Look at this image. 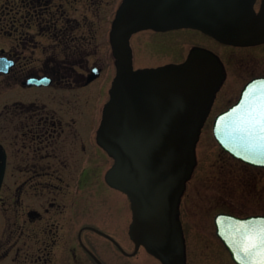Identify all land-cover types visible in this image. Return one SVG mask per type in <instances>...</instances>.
<instances>
[{
  "label": "flooded vegetation",
  "instance_id": "af4514ba",
  "mask_svg": "<svg viewBox=\"0 0 264 264\" xmlns=\"http://www.w3.org/2000/svg\"><path fill=\"white\" fill-rule=\"evenodd\" d=\"M99 1L85 0L91 8L86 16L114 18L124 0H107L101 5ZM260 3L258 0L257 8ZM73 4L71 0H19L17 8L7 4L0 9V22L8 16L17 18L13 23H20L15 48L0 52L13 61L8 72H0L6 78L0 109V264H162L143 246L137 248L129 234L130 222L127 233L121 228V222L126 220H109L111 234L102 230L107 224L102 220L105 212H101V207L107 204L106 193L110 200L114 196L113 191H106V186L112 188L107 184L106 173L114 160L99 144L98 130L111 86L107 89L105 67L100 65L103 56L85 50V44L97 48L93 45L97 41L75 40L72 34L81 28L80 20L69 10ZM104 6L107 9L102 12ZM6 26L0 30H8ZM189 30L199 32L212 45L218 43L225 55L203 45L219 54L226 71L204 126L211 129L216 115L238 100L246 83L264 76V43L229 45L199 30ZM44 34L55 40H33ZM255 48L263 49L257 62L251 56ZM133 50L136 60L134 45ZM245 51L246 56L240 57L239 52ZM41 53L44 56H37ZM112 56L115 64L113 52ZM237 60L248 69L244 80L236 76L241 67ZM96 67L101 72L91 79ZM32 78H45L46 83L31 85L28 82ZM224 153L238 164L260 169L252 191L264 198V185L257 188L259 179L264 180V168ZM219 175L223 174L218 169L208 177L214 182L215 194L220 193L218 197L228 200L225 203L231 206L232 201L224 198L221 189L228 187L229 177H224L226 182ZM222 211L240 216L264 215L262 211Z\"/></svg>",
  "mask_w": 264,
  "mask_h": 264
},
{
  "label": "water",
  "instance_id": "95a60500",
  "mask_svg": "<svg viewBox=\"0 0 264 264\" xmlns=\"http://www.w3.org/2000/svg\"><path fill=\"white\" fill-rule=\"evenodd\" d=\"M124 0L112 23L116 75L98 142L114 159L106 181L130 199L129 233L163 264H188L181 200L197 165V144L226 78L220 57L194 46L180 63L135 68L131 38L153 29L193 28L236 46L264 43V0ZM13 61L0 57V72ZM101 72L95 68L92 78ZM29 84L42 85L45 78ZM264 77L252 79L239 100L217 115L214 136L222 148L248 164L264 167V139L253 123ZM247 94V95H246ZM217 235L238 264H253L260 251L242 248L264 229V215L215 216Z\"/></svg>",
  "mask_w": 264,
  "mask_h": 264
},
{
  "label": "rangeland",
  "instance_id": "374dc122",
  "mask_svg": "<svg viewBox=\"0 0 264 264\" xmlns=\"http://www.w3.org/2000/svg\"><path fill=\"white\" fill-rule=\"evenodd\" d=\"M71 1L74 4L69 10L75 18L80 20L78 23L81 24L80 30L72 34L77 38L75 40L83 42H90V40L97 41V43L93 42V45L98 46L97 48L94 46L92 47L90 44H85V47H87L85 50L96 51L97 55L95 56H103L100 65L105 67L104 76L108 89L116 74V66L114 64L109 40V31L113 17L109 18L108 16H99L97 14H89L86 16L85 14H88L91 8L85 4V0H80L78 3L76 0ZM99 2L101 5L102 2L106 3L107 0H101ZM18 3L19 0H0V9L7 4L14 5L17 8ZM94 6H97V4L92 6V10ZM101 9L102 12H104L107 6L101 7ZM53 17L57 18L58 16ZM14 19L16 20L17 18L5 16L0 22V27H3L5 24L8 25L5 28L8 30H0V52L2 49L13 50L17 45L20 37V31H18L17 28L20 23H13ZM58 24L62 26L63 22H58ZM103 25V30L97 31L99 29L98 27ZM31 33L34 34L33 32ZM78 38H82L83 40ZM33 40L42 43L44 41L53 42L55 39L51 38L48 34H44L35 37ZM209 41H207L204 36L202 37L199 32L189 29L174 30L164 33L153 31L142 32L133 39V45L136 50L135 66H156L166 62H180L187 56L190 47L194 44L201 46L209 45L212 49L224 55L218 43L215 42L217 45H212L211 43L213 42L210 43ZM246 53V51L239 52V56L245 57ZM262 53V48H255L251 52V56L255 59L254 61H260L259 57L262 56ZM37 56H44V54L41 53ZM262 61L264 63V58H262ZM236 62L237 65H241L242 67L243 64L239 60ZM241 67L235 72L237 74L236 76L240 79H242L245 72L248 71V69L244 68V65L243 68ZM5 80L6 78L0 75V109L3 92L5 91ZM242 80H244V78ZM107 98H109L108 94ZM198 158L199 165L193 179L188 185V195H186L182 207V220L188 244V264H236L216 234L214 216L219 211L221 212L222 208L235 211L242 210L247 214L252 212H264V198L259 196L260 193L256 194L255 191H252L253 184L255 185V181L258 178L256 174L260 172V169L248 168L228 157L214 138L210 126H206L203 129L199 144ZM229 159H231V161ZM218 169L222 171L223 175H219L221 178L222 176L223 178L229 177L228 182L224 178V181L228 183V187L223 186L221 189L225 196L224 198L228 197V199L232 201V207L226 205L225 202L228 200L218 197L220 193L215 194L214 182L211 180V177H208L209 174ZM232 169H234V171ZM221 182L222 180L218 183L221 184ZM258 182L257 188L264 185V180L259 179ZM106 191L111 193L113 191L114 196L110 200L109 193H106L108 199L106 202L107 204L101 207V212H105L102 220H106L105 222L107 224L105 225L106 228L102 230L111 234L108 225L110 222L109 220H126L123 221V223L121 222V228L123 233H127L128 223L132 221L130 201L126 194L119 190L112 188L110 190V188L106 186ZM100 205H102V203Z\"/></svg>",
  "mask_w": 264,
  "mask_h": 264
},
{
  "label": "snow or ice",
  "instance_id": "6c2138e0",
  "mask_svg": "<svg viewBox=\"0 0 264 264\" xmlns=\"http://www.w3.org/2000/svg\"><path fill=\"white\" fill-rule=\"evenodd\" d=\"M258 99L259 105L253 123L256 126V131L260 134H264V93H262ZM261 138L264 139V135H262ZM253 249H258L260 251L258 261H253V264H264V229H261L260 232L256 234L254 243L249 244L248 247L242 248L246 253L251 252Z\"/></svg>",
  "mask_w": 264,
  "mask_h": 264
}]
</instances>
